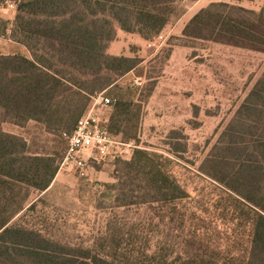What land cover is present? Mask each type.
Instances as JSON below:
<instances>
[{"label": "trees", "instance_id": "trees-1", "mask_svg": "<svg viewBox=\"0 0 264 264\" xmlns=\"http://www.w3.org/2000/svg\"><path fill=\"white\" fill-rule=\"evenodd\" d=\"M176 1L0 0V6L14 2L16 7L10 30L0 19V37L28 52L0 54V126L35 122L60 137L71 133L91 97L113 88L142 63L138 57L109 54L117 32L150 41L168 25ZM253 1L211 2L185 25L181 38L264 54V0L258 10L242 6ZM154 88L152 84L147 97ZM143 102L116 101L104 123L116 139L136 140ZM60 161L58 153H31L24 139L0 127V264H146L67 249L38 231L11 224L24 210L29 190L50 187ZM172 164L170 158L143 149H135L129 161L116 162L117 183L111 188L118 207L156 204L175 213L187 200L188 214L194 218L196 201L174 177ZM198 172L219 192L214 197L219 196L222 205L220 216L230 217L232 233L239 236L233 248L244 255L233 257L229 246L213 247L199 239L195 228L193 241L185 243L175 260L152 255L148 264H264V71ZM242 237L248 243L240 249L235 241Z\"/></svg>", "mask_w": 264, "mask_h": 264}, {"label": "rangeland", "instance_id": "rangeland-1", "mask_svg": "<svg viewBox=\"0 0 264 264\" xmlns=\"http://www.w3.org/2000/svg\"><path fill=\"white\" fill-rule=\"evenodd\" d=\"M217 1L232 2H214ZM262 1L242 5L258 10ZM192 2L177 0L168 25L150 41L117 32L109 46L111 53L138 57L142 63L103 93L115 103L118 99L144 101L137 137L131 141L136 149L157 152L173 161L174 177L196 201V216L192 218L188 214L190 202L187 200L179 203L175 213L171 207L156 204L118 207L117 193L111 188L117 183L116 162L121 161L118 160L104 166L89 163L86 177H80L72 167L59 169L58 181L50 190H29L25 208L11 221L12 225L38 231L67 249L89 251L93 256L121 263L148 264L152 255L175 260L185 243L193 241L195 228L199 230L197 235H201L199 239L213 247L229 246L233 257L244 255L242 251L236 252L237 247L233 248V241L239 240V236L238 232L232 233L234 224L229 221L230 217L223 220L220 216L222 205L218 202L219 196L214 197L219 192H214L198 169L262 75L264 54L209 41L182 39L181 27L194 13ZM11 4L15 5L9 2L0 6V19L7 23L9 30L16 14V7ZM15 52L28 56L23 46L0 37V54ZM136 79L141 80V85L135 83ZM152 84L155 88L147 97ZM113 108L106 110V118L111 116ZM0 127L24 139L31 153H58L62 161L66 143L58 134L46 132L35 122L23 127L3 123ZM235 243H241L240 249H243L248 242L242 237Z\"/></svg>", "mask_w": 264, "mask_h": 264}, {"label": "built area", "instance_id": "built-area-1", "mask_svg": "<svg viewBox=\"0 0 264 264\" xmlns=\"http://www.w3.org/2000/svg\"><path fill=\"white\" fill-rule=\"evenodd\" d=\"M11 7L15 5L11 4ZM135 83L141 85V80L136 79ZM114 105L115 100L105 96L103 92L96 94L88 110L77 121L75 129L71 133H62L66 150L59 165L60 170L65 166L72 167L80 177H86L90 169L89 163L104 166L118 160L131 159L136 149L134 142L116 139L104 125L105 112Z\"/></svg>", "mask_w": 264, "mask_h": 264}, {"label": "crops", "instance_id": "crops-1", "mask_svg": "<svg viewBox=\"0 0 264 264\" xmlns=\"http://www.w3.org/2000/svg\"><path fill=\"white\" fill-rule=\"evenodd\" d=\"M215 1V0H214ZM211 2H213V0H197L192 2V7L194 8V13L187 19V21L185 22V24L181 27V31H183L185 25L191 20V18L197 13L199 12L201 9L206 8ZM244 4V3H243ZM263 4V1H262ZM243 7H245V5H242ZM246 8V7H245ZM259 9V8H258ZM255 10V9H254ZM110 48V47H109ZM110 51L109 54L114 55L111 53V49H108V52ZM114 56H118V55H114ZM60 173L58 172V174L56 175V177L54 178L52 184L50 185V187L47 190H50L58 181Z\"/></svg>", "mask_w": 264, "mask_h": 264}]
</instances>
